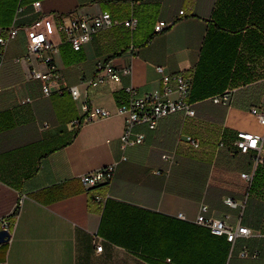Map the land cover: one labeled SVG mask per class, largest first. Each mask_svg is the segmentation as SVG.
Here are the masks:
<instances>
[{
  "label": "crops",
  "instance_id": "obj_1",
  "mask_svg": "<svg viewBox=\"0 0 264 264\" xmlns=\"http://www.w3.org/2000/svg\"><path fill=\"white\" fill-rule=\"evenodd\" d=\"M104 11L120 22L136 17L137 29L100 30L80 51L58 31L70 14ZM175 19L154 33L157 21ZM8 27L20 30L0 68V220L24 199L10 240L0 246V264H264V168L255 166L254 153L235 147L237 132L264 136L250 113L264 107V0H0V30ZM35 30L56 45L60 78L49 81V96L31 77L33 68L47 66L38 56L26 59L27 35ZM100 62L120 71L121 80L89 86ZM157 67L190 77L195 115H169L154 130L137 125L144 143L124 148L120 100L128 87L160 93ZM225 91L230 103H214ZM84 102L111 114L74 126ZM110 164L116 172L109 187L84 186V174ZM243 173L254 174L252 185ZM95 192L111 199L101 207ZM204 205L206 216L244 225L251 236L231 245L196 225ZM244 247L257 255L241 257Z\"/></svg>",
  "mask_w": 264,
  "mask_h": 264
},
{
  "label": "built area",
  "instance_id": "obj_2",
  "mask_svg": "<svg viewBox=\"0 0 264 264\" xmlns=\"http://www.w3.org/2000/svg\"><path fill=\"white\" fill-rule=\"evenodd\" d=\"M40 3H35L38 7ZM184 16V12H180L179 18ZM178 19L172 22L164 20L157 21L154 24V33L160 34L168 30ZM139 20L136 17H131L125 21H117L113 19L112 15L108 11H104L96 16H85L70 14L65 17V20L58 25V31L64 34L66 39L70 42L74 51H80L86 43L90 42L92 37L100 30L111 29L117 25H123L131 32L135 31L138 27ZM40 22L35 26H39ZM20 28L8 27L0 30V68L5 61V52L10 41L15 39L19 33ZM27 57L30 60L33 56H38L42 62L47 66L46 72H41L35 68L31 70V77L34 80H38L42 84V93L44 96L52 94L53 90L49 85L51 79L60 78V74L57 72V67L53 62V54L56 51V45L49 40L46 33L42 30H35L27 35ZM97 76L95 79L89 82V86L96 87L107 80L119 82L121 80V73L115 69L110 63L100 62L97 64ZM157 71L163 74V68L157 67ZM125 74H130L131 69L127 68L123 71ZM162 91L160 93H146L144 95H138L136 89L128 87L125 89L126 99L120 100L118 105V112L126 115V123L124 133L121 137L122 146L129 147L140 145L144 143L145 136L142 133H136L134 131L135 126L145 124L151 130L156 129L159 121L169 115L175 113H183L186 116L193 117L195 115L194 109L188 102L192 90V81L190 77L184 74H163L162 77ZM70 94L74 100L79 99L80 92L77 86L68 88ZM3 88L0 86V93ZM172 94H177V99L171 100L168 97ZM231 101L230 91L217 95L213 98L214 103L228 105ZM81 110L83 113V119L72 121V125L79 126L86 122L96 121L99 119L107 118L110 116V112L98 107H93L87 102L82 103ZM1 106H0V122H1ZM250 113L257 117L261 125H264V107L260 110L253 108ZM1 137V132H0ZM193 148H199L200 142L191 136H187L185 139ZM264 142V136L248 132H237L235 147L241 154L254 153L255 166L262 165L264 168V155L262 154V144ZM220 146H223L221 144ZM167 158V156H164ZM116 165L110 164L95 171L84 174L81 177V181L84 186L89 189H98L100 187H109L115 176ZM242 177L252 185L254 180L253 173H243ZM24 197H20L18 203L10 215L0 220V231L7 230L10 232V228L14 225L16 215L19 208L22 205ZM111 199L109 192L103 194L94 193L93 200L101 207ZM225 203L230 207H238V203L231 198H227ZM208 211L207 206L200 208V213L195 219L194 223L198 226L207 228L213 235L218 237H225L226 241L231 245H234L238 239L248 238L251 236V230L244 225L232 226L223 219H216L206 216ZM179 218L184 219V215L181 213ZM13 219V220H12ZM97 251L101 252L102 245H97ZM241 257L256 256L257 253L250 252L244 247L239 253ZM6 264V263H2Z\"/></svg>",
  "mask_w": 264,
  "mask_h": 264
},
{
  "label": "water",
  "instance_id": "obj_3",
  "mask_svg": "<svg viewBox=\"0 0 264 264\" xmlns=\"http://www.w3.org/2000/svg\"><path fill=\"white\" fill-rule=\"evenodd\" d=\"M10 232L7 230L0 231V246L7 243L10 240Z\"/></svg>",
  "mask_w": 264,
  "mask_h": 264
},
{
  "label": "trees",
  "instance_id": "obj_4",
  "mask_svg": "<svg viewBox=\"0 0 264 264\" xmlns=\"http://www.w3.org/2000/svg\"><path fill=\"white\" fill-rule=\"evenodd\" d=\"M101 188V187H100ZM99 189V188H98ZM93 191H95L96 189H92Z\"/></svg>",
  "mask_w": 264,
  "mask_h": 264
}]
</instances>
